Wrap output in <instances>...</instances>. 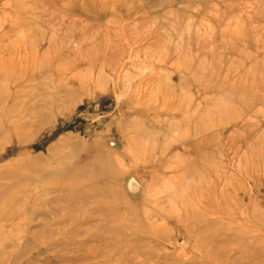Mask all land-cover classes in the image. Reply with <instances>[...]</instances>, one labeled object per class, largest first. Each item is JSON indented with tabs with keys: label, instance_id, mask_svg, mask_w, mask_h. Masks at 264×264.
Returning a JSON list of instances; mask_svg holds the SVG:
<instances>
[{
	"label": "rangeland",
	"instance_id": "1",
	"mask_svg": "<svg viewBox=\"0 0 264 264\" xmlns=\"http://www.w3.org/2000/svg\"><path fill=\"white\" fill-rule=\"evenodd\" d=\"M0 264H264V0H0Z\"/></svg>",
	"mask_w": 264,
	"mask_h": 264
}]
</instances>
